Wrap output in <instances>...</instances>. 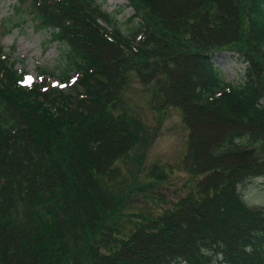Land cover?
<instances>
[{
  "label": "trees",
  "instance_id": "1",
  "mask_svg": "<svg viewBox=\"0 0 264 264\" xmlns=\"http://www.w3.org/2000/svg\"><path fill=\"white\" fill-rule=\"evenodd\" d=\"M127 1L122 29L97 0H33L64 62L40 81L0 44V264H264V208L243 193L264 182V0ZM227 53L247 64L240 84L213 63ZM135 79L189 132L191 182L146 215L121 187L145 155L125 102Z\"/></svg>",
  "mask_w": 264,
  "mask_h": 264
},
{
  "label": "rangeland",
  "instance_id": "2",
  "mask_svg": "<svg viewBox=\"0 0 264 264\" xmlns=\"http://www.w3.org/2000/svg\"><path fill=\"white\" fill-rule=\"evenodd\" d=\"M109 14L117 13V25L125 29L129 17L133 13L128 7L127 0H97ZM33 0H0V44L3 51L10 56V62H14L15 68L20 73H26L28 83L41 80L40 69L58 74L64 67L62 60V48L60 45L50 42L48 31L39 28L34 19L31 7ZM12 27L1 35L5 27ZM238 57L232 54L215 55L213 63L218 67L222 78L230 84H240L244 81L246 63L240 62ZM74 77V76H73ZM54 85L61 86L59 78H52ZM144 88L135 79L126 88V107L133 114L140 117L147 131L144 146L141 153L143 161L134 165L123 173L122 188L128 197L130 206L141 210L140 215H146L152 208L158 207L160 200L166 204L177 200L176 191L185 182H191V175L183 164V158L187 155L188 120L183 112L176 107L166 109L163 113H157L150 109L146 103L148 95L144 94ZM264 105V101H262ZM198 123L204 120L194 117ZM204 135H219L221 130L201 129ZM141 171L139 177L133 181L135 173ZM161 175L166 174L168 181H161ZM139 183L149 185L148 190L154 191L153 195L140 193ZM185 186V185H184ZM179 192V191H178ZM244 200L252 207L264 208V182L256 179L244 187ZM139 215V216H140ZM134 220L139 221L140 218Z\"/></svg>",
  "mask_w": 264,
  "mask_h": 264
}]
</instances>
